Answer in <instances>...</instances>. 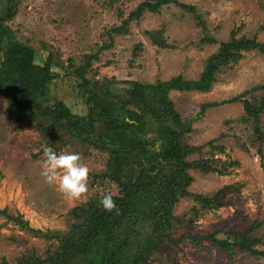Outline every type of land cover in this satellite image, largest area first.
<instances>
[{
  "label": "rangeland",
  "instance_id": "rangeland-1",
  "mask_svg": "<svg viewBox=\"0 0 264 264\" xmlns=\"http://www.w3.org/2000/svg\"><path fill=\"white\" fill-rule=\"evenodd\" d=\"M144 0H20L14 17L6 22L16 42L30 46L45 56L51 54L50 70L54 78L47 87L46 102L57 114L85 115L87 108L98 115L105 109L84 103L79 80L71 77L74 68L83 66L86 56L96 55L84 73L89 83L100 82L107 95H122L126 81L152 84L181 76L196 80L208 56L217 50V44H200L203 36L189 14L169 5L158 13H145L131 22L126 35H108L113 26ZM193 5L204 21L208 36L217 42L227 41L236 31L235 39L255 37L264 44V0H178ZM120 15V17H119ZM161 30L170 49L151 46L143 33ZM111 44L107 49L103 45ZM141 45L138 57L132 60V48ZM239 60L215 74V82L205 93L170 91L180 120L189 121V132L172 139V144L200 146L212 142L222 150L211 151L205 146L190 159L206 157L236 160L238 166L227 176L201 174L188 170L192 183L187 191L211 194L226 185H238V191L228 192L223 202L231 206L215 211L189 213L196 206L189 199H181L173 214H185L181 233L195 235L215 234L225 239L226 233L236 228L263 240L256 247L264 252V142L262 157L250 148L253 139L249 124L240 122L243 116L240 103L219 104L198 114L200 105L220 103L247 94L244 99L259 104L263 91H250L264 85V54L257 50L241 51ZM42 60L44 57H40ZM68 61L70 62V66ZM259 127L264 138V112ZM149 133V131L147 130ZM148 136H150L148 134ZM46 137L42 138L32 124L15 122L13 115L5 114V101L0 97V209L9 215H20L32 228L64 231L68 227L67 211L87 201L94 186H86L91 173L103 170L105 155L76 140H56V152L51 157L39 153ZM239 143L249 146V154L238 148ZM198 208V206H196ZM48 243L19 231L0 216V259L15 263L30 254L42 256ZM162 253L170 252L168 262L153 260L151 264H264V257L234 251H221L210 242L195 247L188 241L176 247L164 246ZM165 260V259H164Z\"/></svg>",
  "mask_w": 264,
  "mask_h": 264
},
{
  "label": "trees",
  "instance_id": "trees-1",
  "mask_svg": "<svg viewBox=\"0 0 264 264\" xmlns=\"http://www.w3.org/2000/svg\"><path fill=\"white\" fill-rule=\"evenodd\" d=\"M20 0H0V97L5 101V114L13 115L15 122L32 124L42 138L47 139L39 153L53 156L56 140H76L105 155L103 170L91 173L86 186H94V193L86 202L70 208L66 213L68 227L60 230L32 228L20 215H9L0 209V216L11 222L19 231L33 238L43 239L48 247L42 256L30 254L12 264H151L153 260H170V252L162 253L164 246L176 247L188 241L195 247L210 242L217 249L233 255L238 251L252 256L264 257L256 247L263 243L252 234L251 229L243 232L233 228L225 239L215 234L195 235L179 232L185 223V214H173L181 199H189L196 206L189 213L215 211L231 206L223 202L225 194L236 192L238 185H226L211 194H194L187 191L192 183L188 170L201 174L227 176L238 166L236 160L223 161L211 152L206 157L190 159L212 142L200 146L172 144L190 131L189 121L180 120L173 103L168 99L170 91L205 93L215 82V74L230 64L236 63L241 51L257 50L264 54V44L255 37L243 36L235 39L236 31L227 41L217 42L208 36L206 25L193 5L178 0H144L138 3L119 26L109 29L108 35H126L131 22L138 21L145 13H158L163 7L172 5L184 14H189L195 26L202 32L200 44H217V50L208 56L196 80L175 76L167 81L156 80L152 84L126 81L122 95L109 96L101 89L100 82L84 79V73L96 55L86 56L83 66L72 69L71 77L79 80L86 106L95 105L106 110L98 115L89 108L83 116L57 114L46 102L47 87L54 78L50 67L51 54H43L30 46L16 42L6 22L16 12ZM115 0H110V3ZM120 17V15H119ZM151 46L170 49L162 31L150 30L143 33ZM111 40L102 49H107ZM141 52V45L132 48V60ZM40 57H44L42 60ZM70 66V62L68 61ZM55 66V65H54ZM264 85L250 91H263ZM249 92V91H247ZM244 92L220 103L200 105L198 114L219 104L240 103L243 116L240 122L249 124L252 138L250 148L262 157L260 146L264 142L259 127L260 114L264 112V98L255 105L244 99ZM149 131V133L147 132ZM148 134L150 136H148ZM239 143L238 148L249 154L250 148ZM165 259V260H164ZM0 264H10L0 259Z\"/></svg>",
  "mask_w": 264,
  "mask_h": 264
}]
</instances>
